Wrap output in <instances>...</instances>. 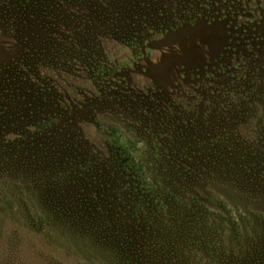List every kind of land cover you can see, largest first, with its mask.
I'll list each match as a JSON object with an SVG mask.
<instances>
[{"label": "rangeland", "instance_id": "rangeland-1", "mask_svg": "<svg viewBox=\"0 0 264 264\" xmlns=\"http://www.w3.org/2000/svg\"><path fill=\"white\" fill-rule=\"evenodd\" d=\"M1 120L0 264H264V0H0Z\"/></svg>", "mask_w": 264, "mask_h": 264}, {"label": "trees", "instance_id": "trees-1", "mask_svg": "<svg viewBox=\"0 0 264 264\" xmlns=\"http://www.w3.org/2000/svg\"><path fill=\"white\" fill-rule=\"evenodd\" d=\"M44 120H45V118L42 115H40V118L33 119V120L29 121L31 123H27V125H28L27 131L30 132L31 131L30 129L33 125H35V127L37 126L39 130H43L46 126V124L43 122ZM51 120H52L51 122H53V123L56 122V119L52 118ZM1 121H2V125L0 127V130H1L0 133L3 132L8 125V123L4 122V120H1ZM25 130L26 129H21V130L17 131L16 141H20L23 139V137H24L23 135L25 134ZM122 138H123L122 136H117L116 140L112 144L114 145L115 149L121 153V156H124L125 158L128 159L126 164H128V163L131 164V162L134 163L132 153L130 152V149H129L130 147L128 146L129 140L125 141ZM6 142H8V140L6 138L0 136V143H6ZM19 146H17V147H19ZM17 147H15V148H17ZM1 153H0V155H1ZM250 161H251L250 165L254 166L255 161H253V159H251ZM263 172H260L259 170H257V171L255 170L252 174L250 172H248L249 173V179H252L254 181L259 180V178L261 177V174L264 175ZM255 190H257V192H258V190H261L262 191L261 196L264 197V184L263 183L257 187L255 186ZM254 195H256V194H254ZM255 197H258V196L256 195ZM254 199L259 201L257 198H254ZM125 235H127V234H125ZM135 236L136 235H134V237H128L127 238V241H128L127 244H125L121 248L118 245L110 247L108 249L102 247V249L104 250L105 253L98 254L96 251L91 250L90 247H88V246H87L86 251L91 255L92 259H94V260L101 258V257H104V259H105V262H103L104 264H152V261L155 260V256H154L155 254H153V253L150 254V251H149L147 253L148 256L144 255L142 257V255H140L142 250L139 249V247L142 248V246H140L139 243H136L134 241ZM259 247H261V246H259ZM17 256H19V255H17ZM137 258L139 260L143 259V262L139 263ZM97 262L98 261H95L94 263H97Z\"/></svg>", "mask_w": 264, "mask_h": 264}]
</instances>
